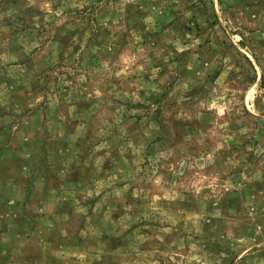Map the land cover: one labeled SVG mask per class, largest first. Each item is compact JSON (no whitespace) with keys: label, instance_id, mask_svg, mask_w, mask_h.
<instances>
[{"label":"rangeland","instance_id":"374dc122","mask_svg":"<svg viewBox=\"0 0 264 264\" xmlns=\"http://www.w3.org/2000/svg\"><path fill=\"white\" fill-rule=\"evenodd\" d=\"M46 239L264 264V0H0V264Z\"/></svg>","mask_w":264,"mask_h":264},{"label":"crops","instance_id":"0c3cea01","mask_svg":"<svg viewBox=\"0 0 264 264\" xmlns=\"http://www.w3.org/2000/svg\"><path fill=\"white\" fill-rule=\"evenodd\" d=\"M72 184H76L77 182H71ZM53 216L55 217V218H58V216H59V214H54L53 215V213L52 214H48V213H45L43 216H42V214L40 213L39 214V217H43V219H46V220H51V219H53ZM36 233H42L43 234V236L44 235H46L45 233H46V230H38V229H34L33 231H32V234H36ZM99 234V236L101 237L102 235L100 234V233H98ZM102 239V238H101ZM33 247H32V250H34L35 251V253H36V251H37V253H41V252H44V254H43V256L42 255H36V254H34V257H33V260L32 261H30L28 264H53V258L49 255V254H47V252H52L53 250V243H51V242H49V240H43V241H41L40 243H38V244H34V245H32ZM88 247V246H87ZM19 248V247H18ZM17 248V249H18ZM73 248H69V246L67 245L66 247L64 246H62V245H59L58 246V248H55V250L57 251V252H60V254L61 253H66L65 254V256H67V254H68V252L70 251V250H72ZM64 256V257H65ZM6 264H21L20 262H19V259L18 258H16V259H14L12 262H8V263H6Z\"/></svg>","mask_w":264,"mask_h":264}]
</instances>
